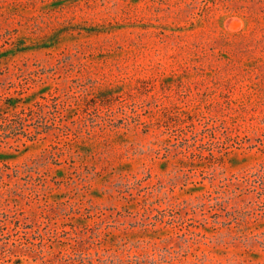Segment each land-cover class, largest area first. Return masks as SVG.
Wrapping results in <instances>:
<instances>
[{
	"label": "rangeland",
	"instance_id": "374dc122",
	"mask_svg": "<svg viewBox=\"0 0 264 264\" xmlns=\"http://www.w3.org/2000/svg\"><path fill=\"white\" fill-rule=\"evenodd\" d=\"M0 264H264V0H0Z\"/></svg>",
	"mask_w": 264,
	"mask_h": 264
}]
</instances>
